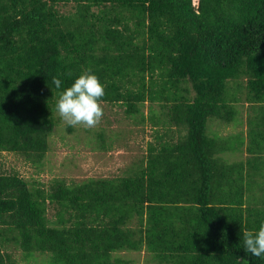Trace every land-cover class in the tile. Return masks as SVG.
Instances as JSON below:
<instances>
[{
	"label": "trees",
	"instance_id": "obj_1",
	"mask_svg": "<svg viewBox=\"0 0 264 264\" xmlns=\"http://www.w3.org/2000/svg\"><path fill=\"white\" fill-rule=\"evenodd\" d=\"M193 1L0 0V152L43 170L58 93L88 69L102 102L163 130L119 176L0 171V264L9 243L50 264H264L243 243L264 223V0ZM237 103L246 135L213 131Z\"/></svg>",
	"mask_w": 264,
	"mask_h": 264
},
{
	"label": "rangeland",
	"instance_id": "obj_2",
	"mask_svg": "<svg viewBox=\"0 0 264 264\" xmlns=\"http://www.w3.org/2000/svg\"><path fill=\"white\" fill-rule=\"evenodd\" d=\"M196 4V0L193 1ZM72 5L59 4L60 13L71 11ZM235 104L239 113V123L231 122L225 125L222 122L214 121L211 129L221 135L229 132L235 133L238 130L246 135V104ZM104 110L100 123L93 128L82 126L70 127L69 130L62 119L56 116V126L48 138L49 149L43 160V170L35 172L34 169L20 156L0 152V171L17 172L20 176L29 181H36L46 185L51 179L59 178L67 184L80 183L89 178L114 177L124 174L126 168H132L146 153L149 142H153L155 131L162 133L160 125L154 126L148 121L144 124H137L134 121L139 118L127 116L124 106L121 104H110L102 102ZM156 108V107H154ZM147 106H144V114L147 115ZM101 139L111 144L109 150L98 149L96 146ZM226 157L237 158L232 152H226ZM244 156V154H243ZM264 189L253 190L256 198L264 199ZM52 214L50 212L49 217ZM6 253H11L8 264H50L48 255L35 253L29 258H24L20 249H16L9 243ZM145 251H127L121 256L132 261V264H151L146 260ZM11 262V263H10Z\"/></svg>",
	"mask_w": 264,
	"mask_h": 264
},
{
	"label": "clouds",
	"instance_id": "obj_3",
	"mask_svg": "<svg viewBox=\"0 0 264 264\" xmlns=\"http://www.w3.org/2000/svg\"><path fill=\"white\" fill-rule=\"evenodd\" d=\"M53 85L61 88L62 81L53 77ZM105 86L90 69L76 77L70 86L58 93L56 111L67 127L97 126L104 114L101 98ZM244 250L254 257H264V223L258 229L243 232Z\"/></svg>",
	"mask_w": 264,
	"mask_h": 264
}]
</instances>
